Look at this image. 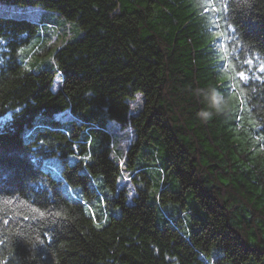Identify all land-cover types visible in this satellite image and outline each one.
<instances>
[{
	"label": "trees",
	"instance_id": "1",
	"mask_svg": "<svg viewBox=\"0 0 264 264\" xmlns=\"http://www.w3.org/2000/svg\"><path fill=\"white\" fill-rule=\"evenodd\" d=\"M0 3V264H264V0Z\"/></svg>",
	"mask_w": 264,
	"mask_h": 264
},
{
	"label": "rangeland",
	"instance_id": "2",
	"mask_svg": "<svg viewBox=\"0 0 264 264\" xmlns=\"http://www.w3.org/2000/svg\"><path fill=\"white\" fill-rule=\"evenodd\" d=\"M2 14L17 17V18L25 17V18H29L31 20L39 22L43 16V14H44V11L41 10L40 8L31 7V6H24V7H20L17 5L16 6H9V5H5V4L0 3V15H2ZM49 21L54 23L56 25V27H59V25L61 24V22L57 19V17L55 19H52ZM61 28L62 27H60L59 29L53 28L54 32L58 31L57 32L58 34L54 33L52 36H48V41H47L46 47H44L45 51L42 52L41 54L50 53V50H52V47L54 45H57V43H59V41H58L59 39L57 40L56 35L60 36V33L63 31V29H61ZM72 35H73V32L70 29L69 36H72ZM60 80H61L60 75L57 74L55 76V78L53 80V84H52V90L53 91H56L59 89L60 82H61ZM129 104H130L131 112L134 113L135 111L140 109L141 97L139 95H136L135 98L129 102ZM41 117L42 116L36 117L34 119V121L38 122ZM56 118L60 119V120H67V119H69V114H68V112H63V113L57 114ZM109 129L111 130V133L113 134L114 139L116 140L115 141V148L118 152V156L120 157L118 162L123 165V162L126 158V152L128 150V147L132 143V141L134 140L133 132L131 131L130 128L122 129L117 124H115L113 122L110 123ZM51 162H53V161H51ZM50 165L56 166L55 163H50ZM123 186L124 187L126 186V188L130 192H132V185L129 183V179L127 177L126 172L123 173V178L121 179V181L119 183V187H123Z\"/></svg>",
	"mask_w": 264,
	"mask_h": 264
},
{
	"label": "snow or ice",
	"instance_id": "3",
	"mask_svg": "<svg viewBox=\"0 0 264 264\" xmlns=\"http://www.w3.org/2000/svg\"><path fill=\"white\" fill-rule=\"evenodd\" d=\"M213 10L215 9L213 8ZM261 70L264 71V67H262ZM240 75L243 77V73H240Z\"/></svg>",
	"mask_w": 264,
	"mask_h": 264
}]
</instances>
